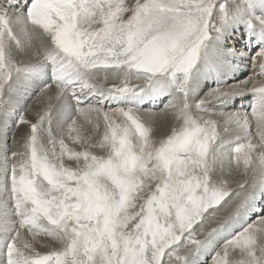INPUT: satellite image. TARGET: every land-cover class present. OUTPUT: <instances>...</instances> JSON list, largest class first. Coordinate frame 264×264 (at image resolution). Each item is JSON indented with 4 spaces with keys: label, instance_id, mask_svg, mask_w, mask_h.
<instances>
[{
    "label": "snow or ice",
    "instance_id": "6c2138e0",
    "mask_svg": "<svg viewBox=\"0 0 264 264\" xmlns=\"http://www.w3.org/2000/svg\"><path fill=\"white\" fill-rule=\"evenodd\" d=\"M249 61L253 75L225 87ZM33 84L47 99L34 120L21 104ZM144 95L168 97L167 134L136 107L96 106ZM246 95L250 110L213 107ZM0 114V264H264V214L251 219L264 200V0H0ZM12 118L27 132L9 147Z\"/></svg>",
    "mask_w": 264,
    "mask_h": 264
},
{
    "label": "rangeland",
    "instance_id": "374dc122",
    "mask_svg": "<svg viewBox=\"0 0 264 264\" xmlns=\"http://www.w3.org/2000/svg\"><path fill=\"white\" fill-rule=\"evenodd\" d=\"M240 29H242L243 30V27L241 26V28ZM239 33V32H238ZM238 33L236 32L235 33V35H238ZM229 40H232V41H235V47H237V48H240L241 50H244L245 49V44L247 43V41H246V38H244V37H240V38H236V37H234V36H231L228 40H227V44H228V46H230V47H234V45H232V44H230L229 45ZM243 48V49H242ZM252 53L251 52H249L248 53V55L250 56ZM250 65V66H249ZM248 68H251V63H250V61L248 62ZM247 74H249V73H247ZM211 77V76H210ZM213 78V77H212ZM133 80H135V79H133ZM211 81V82H210ZM214 81H215V79H210V80H207V81H205V80H203V79H201V81H200V88H204L205 86H207V85H210V83H211V88L212 87H215V86H213V85H215L214 84ZM135 82L136 83H139V84H141L142 86L144 85V81L143 80H140V81H137V80H135ZM112 84V80L110 79L109 81H108V85L110 86ZM34 86H38V88L36 87V89H30L31 88V86L28 88V90H27V96L26 95H23V99H21V104H23L25 107H27L28 108V111L26 112V115H28V118L29 119H35V116H34V109L35 108H33L32 107V103H33V99H35V97H39L40 95H39V87H42V84H40V85H38V84H33ZM54 86V85H53ZM211 88H209V89H211ZM208 88H204V89H201V90H199L198 89V91L200 92V95L201 96H203V94L204 93H206L208 90H209ZM31 91H33L32 93H30ZM22 94H23V90H22ZM164 102V98H161V100H160V102L158 103V105L160 106L161 105V103H163ZM52 103L54 104V105H56L57 104V101H55V100H53L52 101ZM99 105V104H98ZM98 105H96L97 107H99ZM129 106H133V105H129ZM134 107V106H133ZM148 108V109H147ZM147 108H145V107H140V108H137L136 107V109H137V111L141 114V113H147V111L148 110H151V109H149V107H147ZM104 111H109L110 109L108 108V109H106L105 107L104 108H102ZM162 109V108H161ZM159 112L160 111V107L158 108V109H155V110H152V111H150L149 112V114L152 112V113H155V112ZM158 114V113H157ZM58 115H59V113L58 112H56V113H54V117H53V119H54V124H55V121H56V119H57V117H58ZM142 116H144L145 117V119L146 120H148L150 123H152L153 121H154V126H155V135L157 136V137H159V133H164V135L165 134H167L166 132L167 131H169V129H168V127H169V125H170V122L168 121V123H167V121H163V120H161V118L158 116V115H152V116H146V115H143V114H141ZM14 119L15 118H12L11 120H9V122H8V130H7V133H8V142H9V147H14V145H13V143H12V140H13V135H15V137H16V139H20L22 136V134H21V132L22 131H25V132H27V128H26V126H24V125H19V127H17L16 125H15V123H14ZM173 119V121L172 122H174V118H172ZM81 122H83V121H81ZM175 123V122H174ZM173 123V124H174ZM172 124V125H173ZM86 127H87V125H85ZM3 127H4V117H3V115L2 114H0V129H3ZM20 129V130H19ZM102 129H103V124H102V122H101V131H102ZM236 172V173H235ZM226 175H227V179L229 180L230 178V176H233V178H234V180H238V179H242L243 177L240 175V173L239 172H237L234 168H233V171L231 172V174L228 176V174H227V171H226V173H225ZM264 200H262L261 201V204H259L258 206H260V208H263L264 207V203H262ZM231 206L230 205H226V206H224L223 208H221L216 214H215V216L213 217V216H209L206 220H205V222H204V226H203V228L202 229H198V236H197V238L198 239H204V235H200L199 234V232H208V231H210L212 228H215V227H218V225H219V222L220 221H222L227 215H228V209L230 208ZM41 240H44V239H47V238H40ZM50 243H54V242H50ZM39 251H41V250H48L47 248H45V247H39V249H38ZM41 252H43V251H41ZM201 261H202V264H211L212 263V260H211V254H207V255H204V256H202L201 257Z\"/></svg>",
    "mask_w": 264,
    "mask_h": 264
},
{
    "label": "bare ground",
    "instance_id": "6f19581e",
    "mask_svg": "<svg viewBox=\"0 0 264 264\" xmlns=\"http://www.w3.org/2000/svg\"><path fill=\"white\" fill-rule=\"evenodd\" d=\"M23 3H27V0H22V4ZM243 30L242 29H240V30H238L237 31V33H238V35H232V36H234V37H236V38H240L241 37V32H242ZM229 45L230 44H232V45H234V48L235 49H237V50H241L240 48H237V47H235V41H232V40H229ZM233 47V46H232ZM243 49V48H242ZM25 60H27V59H29L30 57L29 56H25V57H23ZM32 59H34V57H31ZM250 66V65H249ZM247 73H249V74H247ZM251 75H253V72H252V68H248L247 67V69H245V70H242V71H238L237 73H235L234 75H225V76H222L221 77V79L223 80V81H225L226 82V84H225V87H227V86H230V85H232V84H234V83H237V82H239V81H242V80H244V79H246V78H248L249 76H251ZM210 79H215V77H213L212 78V76L211 77H208L207 79H203V80H205V81H207V80H210ZM114 81H112V83H113ZM211 82V81H210ZM115 83H119V81H115ZM133 86H136V85H140V86H142L141 84H139V83H136L135 82V80H131V82H130ZM214 84L215 85H213V86H216V80L214 81ZM249 86H251V83H249ZM36 87L38 88V86L36 85V86H34V85H32L31 86V88L30 89H36ZM204 88H211V83H210V85H207V86H205ZM203 87L202 88H200V84H199V90H201V89H204ZM213 88V87H212ZM210 90V89H209ZM208 90V91H209ZM33 91H31L30 93H32ZM54 92H55V86H52V89L49 91V94H51V95H54ZM205 94V93H204ZM27 96V95H26ZM161 98H164V102L163 103H161V105L159 106L158 105V103L160 102V100H161ZM251 99H252V97L250 96V95H246V96H243V97H240V98H235V99H229L228 101H226L225 103H223V104H214L213 105V107L217 110V111H224V112H234V111H243V110H250V108H249V105H250V102H251ZM167 100H168V97H159V98H155V99H152V98H150L148 95H144V98H143V100L139 103V105L138 106H134V107H137V108H142V107H145V108H147V107H149V109H151V110H148L147 111V113H141V114H143V115H146V116H152V115H158L160 118H161V120H163V121H167V123H168V121L170 122V125H169V127H168V129H169V131H170V128H171V126H172V124L175 122H172L173 121V115H172V113H171V111L170 110H167V109H165L164 108V105L167 103ZM46 103H47V99H46V97H41V96H39V97H35V99H33V103L31 104L32 105V107L33 108H35L34 109V113L36 112V111H39L41 108H43L45 105H46ZM99 107H101V108H106V109H115V108H117V107H125V108H127V107H130L129 105H118V104H116L115 102H112V101H106L104 104H102V105H98ZM131 107H133V106H131ZM160 107V111L158 112H155V113H150L149 114V112L150 111H152V110H155V109H158ZM162 108V109H161ZM148 109V108H147ZM158 113V114H157ZM25 126V125H24ZM20 130V129H19ZM169 131H167L166 133H168ZM26 132L25 131H22L21 132V136H23L24 134H25ZM164 135V133H159V137L160 136H163ZM228 135H230V134H228ZM233 171V170H232ZM236 173V172H235ZM229 176V175H228ZM230 179H229V183H230V185H231V187L232 188H236L237 187V185H238V183L239 182H241L242 180H243V178L242 179H238V180H234V178H233V176H230L229 177ZM262 203H264V201L262 202ZM259 204H261V201H258L257 202V211L255 212V213H253V214H251V219L252 220H255L256 218H257V216L258 215H261V214H264V211H262V209H264V207L263 208H260V206H258ZM232 209H231V207L228 209V213L231 211ZM41 251H43V252H45V251H47V250H41ZM212 264V263H211Z\"/></svg>",
    "mask_w": 264,
    "mask_h": 264
}]
</instances>
